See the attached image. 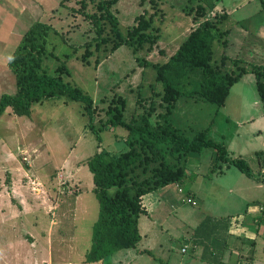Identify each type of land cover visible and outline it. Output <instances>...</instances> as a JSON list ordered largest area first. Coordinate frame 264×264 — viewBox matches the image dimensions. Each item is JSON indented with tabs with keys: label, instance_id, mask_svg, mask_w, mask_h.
Here are the masks:
<instances>
[{
	"label": "rangeland",
	"instance_id": "obj_1",
	"mask_svg": "<svg viewBox=\"0 0 264 264\" xmlns=\"http://www.w3.org/2000/svg\"><path fill=\"white\" fill-rule=\"evenodd\" d=\"M200 7L210 18L223 16L217 22L221 34L212 45V63H220L226 54L240 59V67L264 65V10L259 0H116L113 11L124 34L139 16L152 19L157 41L144 43L137 51L128 45L113 50V43L102 42L109 35L108 27L98 36L77 0H0V97L16 92L9 57L29 26L42 21L50 26L47 49L53 54L43 58L44 68L51 73L64 62L70 73L63 79L88 93L95 107L92 121L80 101L65 96L32 105L30 116H17L10 107L1 115L0 220L7 218L10 227L5 230L0 224V264H101L85 262L99 208L85 161L101 149L120 153L128 148L123 127L99 129L109 118L107 109L115 97L124 98L122 112L127 121L139 117L151 102L156 112L161 110L162 84L156 80L154 65L166 62L196 26L193 18ZM92 10L89 6L88 11ZM254 46L258 56L252 55ZM86 48L88 62L81 58ZM221 66L227 72L238 71L231 61ZM249 73L250 77L232 85L222 107L182 95L171 121L189 138L208 129V138L247 162L251 176L234 166L218 174L227 164L215 162L211 147L189 154L182 162L184 191L171 184L163 195L165 212L154 216L155 223L145 225L152 222L145 216L147 210L140 216L142 239L136 248L120 250L103 264L108 260L180 264L196 255L193 241L209 242L213 226L223 227L237 216L251 224L249 209L257 206H262L263 213L264 106L255 76ZM191 81L182 89L198 86V76ZM167 159L174 162L170 156ZM189 190L198 192L197 205L187 202ZM148 196H144L145 204ZM26 210L15 223L26 220L34 224L33 230L10 220L15 216L11 211L20 215ZM138 249L144 250L137 253Z\"/></svg>",
	"mask_w": 264,
	"mask_h": 264
},
{
	"label": "trees",
	"instance_id": "obj_2",
	"mask_svg": "<svg viewBox=\"0 0 264 264\" xmlns=\"http://www.w3.org/2000/svg\"><path fill=\"white\" fill-rule=\"evenodd\" d=\"M77 1L83 9L82 14L96 27L98 36L105 31V26L108 27L109 35L103 37L102 42L113 43V50L121 45H128L137 51L144 43L152 45L157 41L158 35L154 33L156 29L152 25L151 17L139 16L137 23L124 34L113 11L116 0ZM259 1L264 10V0ZM89 6L92 11H88ZM199 10L193 18L196 26L175 52L166 62L154 65L156 80L162 84V92L159 93L161 110L156 112L151 102L139 117H132L127 121L123 118L125 101L122 96L115 97L113 105L107 109L109 118L99 129L123 127L127 130L125 142L128 148L120 153L101 149L85 161L92 174L93 192L99 205L98 216L92 226L91 244L85 253V262L103 264L120 250L136 248L141 240L139 218L146 214L142 197L169 184L183 186L186 177L183 161L190 153L211 147L215 151L216 163H227L246 176H251L247 162L241 157H231L226 146L208 138V129L200 130L189 138L171 121L173 109L182 95L203 98L218 107L224 106L232 85L247 72L254 74L264 106V65L250 63L249 69L240 67V59L226 54L221 56L220 63H212V45L221 34L217 22L223 16L210 18L204 8L200 7ZM49 31V24L33 22L9 57L8 66L15 75L17 90L14 94L1 95L0 117L9 107L17 116H30L32 105L65 96L80 101L84 113L92 121L95 109L93 99L78 86L63 79L70 73L67 65L61 62L51 73L43 66V58L48 54L53 55L47 49ZM228 31L224 34H228ZM223 43L227 45V38ZM88 54L89 50L86 48L81 58L87 61ZM226 60L234 64L238 70L236 73L223 70L221 65ZM196 76L199 80L198 86L194 85L189 91L182 89ZM153 114L154 120L151 121ZM168 156L174 162L169 161ZM261 220L263 221L262 218ZM261 220L259 218V222ZM255 221L258 222L257 219ZM209 261L225 264L221 260Z\"/></svg>",
	"mask_w": 264,
	"mask_h": 264
},
{
	"label": "crops",
	"instance_id": "obj_3",
	"mask_svg": "<svg viewBox=\"0 0 264 264\" xmlns=\"http://www.w3.org/2000/svg\"><path fill=\"white\" fill-rule=\"evenodd\" d=\"M263 20H264V17H263ZM257 51H258L257 46H254L252 55L258 56L259 54ZM250 57L252 56L250 55ZM258 58L262 60L263 57L262 58L258 57ZM249 75L250 73L247 72L242 77H250ZM247 79L249 80V78ZM227 150L229 151L230 156L235 158V156L233 155L234 153L229 148H227ZM230 167L232 166L225 165V168L220 167L218 174L225 173V171H228ZM170 185L171 184L161 187L156 191H152V192L145 194L144 195L145 197L148 195H149L148 197H150L148 198L146 204L144 202V196L142 197V203L145 209L147 210V214L145 216H147L152 221V222L145 223V225L147 224L153 225L156 221L154 220V216L161 215L162 213L165 212L164 206L161 208V205L162 203L165 202L163 195L168 193V189ZM175 185L177 186V184ZM177 187L179 191L181 192L184 191L181 189L179 185ZM160 192L163 194L160 195L159 194ZM188 192L189 193H188L187 198H191L194 201V205L195 204L197 205V201L195 197L197 196L196 194L198 192L196 191L191 192L190 190ZM261 207L262 206L260 207L257 206V208L254 207V208L249 209L250 214H252V220L250 221L251 224L248 221L246 222L242 216H237L235 219H232L231 222H227L225 225H223V227L213 226V230L211 231L213 233V237L210 238L209 242L204 243L199 240L193 241L192 247H194L193 250H195L194 254L196 253V255H194V258L192 260H185L184 262L180 264H214L210 262L209 260H215V261L221 260L225 264H264V255H261V253L264 251V213L260 212ZM27 211L28 210L21 212L20 215H17L15 211H11V212H14L13 215H15L12 218H10L12 224H16L15 223L17 221L16 219L20 217L22 213H27ZM259 218L260 220L261 218L263 219V221L262 220L260 221L261 223L259 222ZM256 219L258 220V222L255 221ZM140 220L141 218H139V226L141 227ZM8 222L9 220H7V218L6 219L4 218V222H1L0 220V224L4 225L5 230H8V228L10 227ZM26 225L28 226V229L32 228V230H33V227H35L33 223H29L26 220L24 224L20 222V224H18L17 226L22 228V227H25ZM0 227H2V225ZM52 227H53V224H52ZM195 233L196 232H194V234ZM216 233H222V234L218 236L216 235ZM144 236H148L147 232ZM141 239H142V235H141ZM187 247H188L187 245L184 246L186 250H187ZM247 247H251V250H248ZM143 250L144 249L142 250L138 249L137 253H139V251L142 252ZM117 262L121 263L120 260H113V261L108 260L107 264H114V263L116 264Z\"/></svg>",
	"mask_w": 264,
	"mask_h": 264
},
{
	"label": "built area",
	"instance_id": "obj_4",
	"mask_svg": "<svg viewBox=\"0 0 264 264\" xmlns=\"http://www.w3.org/2000/svg\"><path fill=\"white\" fill-rule=\"evenodd\" d=\"M263 173H264V170H263ZM186 200H187V202L194 204V201L191 198H187Z\"/></svg>",
	"mask_w": 264,
	"mask_h": 264
}]
</instances>
